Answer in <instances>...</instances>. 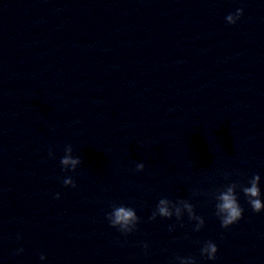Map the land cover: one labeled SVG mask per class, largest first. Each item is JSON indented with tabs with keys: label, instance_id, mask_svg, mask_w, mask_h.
Listing matches in <instances>:
<instances>
[{
	"label": "clouds",
	"instance_id": "1",
	"mask_svg": "<svg viewBox=\"0 0 264 264\" xmlns=\"http://www.w3.org/2000/svg\"><path fill=\"white\" fill-rule=\"evenodd\" d=\"M242 15L243 9H237L234 14H228L225 19L228 24H235ZM72 152V146L67 145L65 147V155L60 160V163L65 170L75 171L82 163L81 158L74 157ZM49 155L53 156L54 154L50 151ZM144 168L145 165L143 163H138L136 165L137 171H143ZM260 179L261 177L259 174H254L248 181L250 186L231 183L216 195V215L220 219L222 228H229L231 225L237 223L243 216V208L240 206L236 195V189L238 187L248 198V204L253 212L259 213L264 210V202L260 199ZM63 184L73 188L76 187L75 181L70 177L64 179ZM56 198H60L59 193L56 194ZM182 211L188 214L190 220L196 221L195 231H199L204 226L205 221L203 217L196 215L194 206L187 200L172 202L167 198H161L150 219L155 220L157 216L171 219L175 216L177 220H180L183 216ZM107 220L111 227L117 228L122 234L127 235L136 230L140 217L137 216L134 208L113 204L112 211L107 215ZM144 247L147 248V244H145ZM20 251H23V249ZM217 252L218 247L212 241L205 242L200 250L201 255L206 256L209 260H215ZM40 259L44 260L45 257L41 255ZM177 261L178 264H196V260L193 257H177Z\"/></svg>",
	"mask_w": 264,
	"mask_h": 264
}]
</instances>
